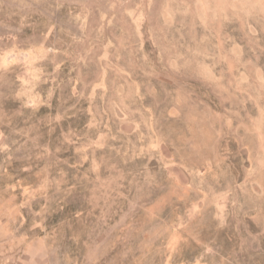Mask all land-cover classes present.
<instances>
[{
    "label": "rangeland",
    "instance_id": "obj_1",
    "mask_svg": "<svg viewBox=\"0 0 264 264\" xmlns=\"http://www.w3.org/2000/svg\"><path fill=\"white\" fill-rule=\"evenodd\" d=\"M0 264H264V0H0Z\"/></svg>",
    "mask_w": 264,
    "mask_h": 264
}]
</instances>
